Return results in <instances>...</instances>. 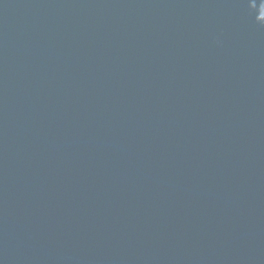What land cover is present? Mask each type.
I'll return each mask as SVG.
<instances>
[{"label": "water", "instance_id": "95a60500", "mask_svg": "<svg viewBox=\"0 0 264 264\" xmlns=\"http://www.w3.org/2000/svg\"><path fill=\"white\" fill-rule=\"evenodd\" d=\"M0 264H264V0H0Z\"/></svg>", "mask_w": 264, "mask_h": 264}]
</instances>
